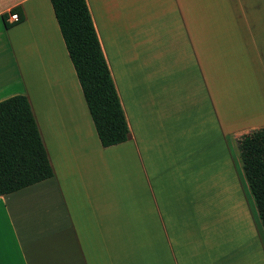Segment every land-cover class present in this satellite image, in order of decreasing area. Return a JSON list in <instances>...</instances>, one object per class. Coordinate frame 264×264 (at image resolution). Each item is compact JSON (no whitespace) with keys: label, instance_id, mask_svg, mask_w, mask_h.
<instances>
[{"label":"crops","instance_id":"obj_1","mask_svg":"<svg viewBox=\"0 0 264 264\" xmlns=\"http://www.w3.org/2000/svg\"><path fill=\"white\" fill-rule=\"evenodd\" d=\"M86 1L129 135L102 144L51 0H0V101L54 169L0 196V264H243L222 177L264 127V0Z\"/></svg>","mask_w":264,"mask_h":264},{"label":"trees","instance_id":"obj_2","mask_svg":"<svg viewBox=\"0 0 264 264\" xmlns=\"http://www.w3.org/2000/svg\"><path fill=\"white\" fill-rule=\"evenodd\" d=\"M104 146L127 140L129 126L86 0H51ZM19 20L24 15L19 8ZM7 19V15H4ZM7 26L10 23L6 22ZM247 186L264 227V127L238 139ZM54 175L31 102L16 94L0 101V196Z\"/></svg>","mask_w":264,"mask_h":264},{"label":"rangeland","instance_id":"obj_3","mask_svg":"<svg viewBox=\"0 0 264 264\" xmlns=\"http://www.w3.org/2000/svg\"><path fill=\"white\" fill-rule=\"evenodd\" d=\"M231 147L232 153L234 152V154L238 156L237 168L236 172L232 175L222 177L223 189L228 192H226L227 199L225 203L231 204V206L226 209L228 213L223 210L221 226L223 230L227 228V230L231 232L233 239L246 243L244 249H248L246 250L248 251V258L245 259L243 264H264V227L259 219L254 198L245 181L241 165L242 161L239 158L240 152L238 143H231ZM241 195L246 199V206L244 208L232 206V204L235 203L234 200ZM228 217L231 218V221L228 220Z\"/></svg>","mask_w":264,"mask_h":264},{"label":"built area","instance_id":"obj_4","mask_svg":"<svg viewBox=\"0 0 264 264\" xmlns=\"http://www.w3.org/2000/svg\"><path fill=\"white\" fill-rule=\"evenodd\" d=\"M11 20L13 21H18L19 20V15L17 12H12L10 15Z\"/></svg>","mask_w":264,"mask_h":264}]
</instances>
